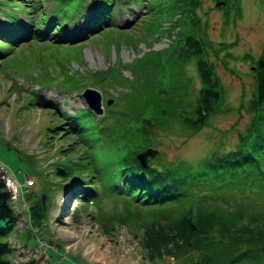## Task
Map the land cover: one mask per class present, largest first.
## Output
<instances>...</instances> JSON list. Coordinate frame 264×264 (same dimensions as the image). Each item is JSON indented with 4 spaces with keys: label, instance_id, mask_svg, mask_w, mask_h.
Returning a JSON list of instances; mask_svg holds the SVG:
<instances>
[{
    "label": "trees",
    "instance_id": "1",
    "mask_svg": "<svg viewBox=\"0 0 264 264\" xmlns=\"http://www.w3.org/2000/svg\"><path fill=\"white\" fill-rule=\"evenodd\" d=\"M65 1H59L48 13L43 10V0H38L32 6L36 13L29 25H19L16 14L5 13L7 24L0 25V49L1 45L20 47L31 40L78 43L79 37H69L64 29L73 18L60 16ZM100 2H94L90 32L100 31L110 18L114 0ZM148 2L152 17L144 23L145 36L136 41L145 42L154 27L157 33L153 41L164 36L168 40L166 48L148 50L126 66L114 64L87 77L77 74L83 79L78 83L79 92L88 85L118 93L109 106L105 102L111 99L105 100L101 94V117L96 118L87 108L78 110L81 115L75 111L68 115L56 103L34 95L26 97L22 108L43 106L67 123L48 128L49 132H62L61 138L74 140L58 151L69 155L64 171L58 170L70 179L64 189L67 199L89 201L94 196L92 173L99 176L102 170L94 167L89 142L95 139L106 148L111 176L116 178L113 189L126 193L141 210L139 217L126 221L148 262L169 259L168 264H264V46L257 57L245 55L242 59L250 63L253 85L245 107L248 120L243 132L237 133L234 147L219 155L211 153L193 167L187 163L163 165L156 157L143 169L136 155L155 146L158 132L177 127L183 133L195 134L223 110V89L215 66L226 68L220 56H228V50L235 46L208 40L206 24L198 15L201 0ZM213 2L214 8L223 13L224 25L231 10L238 15L237 0ZM18 6L21 13L26 12ZM113 27L101 29V33ZM116 31L128 44L126 33ZM2 55L5 53L0 50ZM189 66L193 77L187 74ZM121 69L128 70L131 79L124 78ZM193 80L197 81L194 94L190 91ZM63 91L71 92L70 88ZM80 117L82 122L76 123ZM72 122L76 124L70 125ZM51 139L44 135L43 148L51 144ZM90 169V176H86ZM48 191L46 186L38 194L24 192V219L32 230L43 229L52 200Z\"/></svg>",
    "mask_w": 264,
    "mask_h": 264
},
{
    "label": "rangeland",
    "instance_id": "2",
    "mask_svg": "<svg viewBox=\"0 0 264 264\" xmlns=\"http://www.w3.org/2000/svg\"><path fill=\"white\" fill-rule=\"evenodd\" d=\"M37 1L0 0V25L7 24L5 13L16 14L17 24L29 25L35 17L32 6ZM59 1L43 0L44 12L51 13ZM66 1L61 4L60 16L73 17L64 29L69 37H79L78 43L63 40L61 46L59 41L53 44L51 41L31 40L20 47L19 44L12 48L1 45L0 49L5 53L4 58L0 57V169L15 187L14 208L23 213L24 218L27 207L25 191L34 195L47 186L52 197L42 231L32 230L26 222L25 230L22 229L16 237L17 241L41 251L45 264H168L169 259L148 262L132 236V226L126 220L139 217L141 210L126 193L113 189L116 183L112 181L116 178L111 176V165L101 142L95 139L89 142V151L95 157L94 167L102 170L99 176L92 173L95 194L88 199L91 204L78 198L67 199L64 189L70 179L58 172L64 171L69 155L58 151L74 140L61 138L59 134L62 132L50 130V133L48 129L60 128L67 123L43 106L35 104L22 108L26 97L34 95L56 103L61 112L68 115L73 111L81 115L78 110L86 107L79 96L78 83L83 79L78 75L87 77L104 72L114 64L126 66L148 50L166 48L168 40L161 36L153 41L157 29L151 27L145 42L136 41L145 36L144 23L152 17L149 0H114L110 18L103 22L101 29L114 27L103 34L101 29L90 32L91 15L96 10L94 2L113 0ZM19 4L25 13H21ZM236 6L238 15L231 10L225 25L223 13L214 8L213 0H201L198 11L202 23L206 24L209 41L214 44L235 43L228 50V56H220L226 68L220 64L215 66L223 89V110L209 120L206 128L195 134L183 133L177 127L158 132L155 146L151 148L157 152L152 160L157 157L163 165L187 163L193 167L211 153L219 155L231 150L237 133L243 132L248 120L245 107L251 98L253 79L249 61L242 59L245 55L257 57L264 46V0H237ZM79 14L81 17L77 18ZM116 29L126 33L130 39L128 44L123 42ZM186 71L193 77L191 66ZM121 75L131 79L128 70L121 69ZM88 82L86 79V84ZM196 87L197 81L193 80L192 94ZM65 88H70L71 92L63 91ZM86 88L93 87L86 85ZM95 90L105 100L114 101L118 97L113 90ZM82 120L80 117L76 123ZM46 134L52 137L51 144L43 148L41 143ZM90 174L91 169L85 175Z\"/></svg>",
    "mask_w": 264,
    "mask_h": 264
},
{
    "label": "water",
    "instance_id": "3",
    "mask_svg": "<svg viewBox=\"0 0 264 264\" xmlns=\"http://www.w3.org/2000/svg\"><path fill=\"white\" fill-rule=\"evenodd\" d=\"M85 107L96 117L99 118L103 115L102 96L100 92L93 88H84L80 94ZM112 100L106 101L105 105L109 106ZM156 151L152 149H144L136 155V160L141 168L147 167V161L156 155ZM15 187L6 173L0 169V264H12L13 255L16 254L18 258L24 259L27 257L26 262H17V264H40L42 256L37 255L29 249L28 252H20L24 246L16 247V243L12 240L8 241V237L13 234H18L21 229H24L25 219L22 213H18L14 208L13 201L15 200ZM14 247H11V245Z\"/></svg>",
    "mask_w": 264,
    "mask_h": 264
},
{
    "label": "flooded vegetation",
    "instance_id": "4",
    "mask_svg": "<svg viewBox=\"0 0 264 264\" xmlns=\"http://www.w3.org/2000/svg\"><path fill=\"white\" fill-rule=\"evenodd\" d=\"M7 175V174H6ZM8 177V176H7ZM15 195H16V192H15ZM19 213V212H18ZM23 214V213H22ZM23 216V215H22ZM23 230L21 229L20 231H19V233L18 234H13V235H11L10 237H8V241H10V240H12V241H14L15 243H16V247L17 248H19V247H21V246H24V249H21L20 250V252H24V250H25V252H28L29 251V249L30 248H28L25 244H22V243H19L18 241H17V236L22 232ZM11 247H14V245L12 244L11 246H10V248ZM32 251L34 252V253H36L37 255H40V256H42V259H41V261H40V264H45L44 262V259H45V256H44V254L41 252V251H37V250H35V249H32ZM18 261V262H20V263H22V262H26L27 260H28V258L27 257H24V259H22V258H18L17 256H16V254L15 255H13V260L11 261V263L12 264H17V262L16 261Z\"/></svg>",
    "mask_w": 264,
    "mask_h": 264
}]
</instances>
